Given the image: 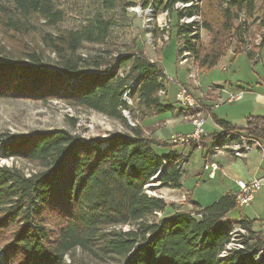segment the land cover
<instances>
[{
    "label": "trees",
    "instance_id": "obj_1",
    "mask_svg": "<svg viewBox=\"0 0 264 264\" xmlns=\"http://www.w3.org/2000/svg\"><path fill=\"white\" fill-rule=\"evenodd\" d=\"M180 0H164L172 9ZM191 1V0H186ZM177 14V34L185 41L200 71L218 65L236 42L241 53V13L252 16L255 0H197ZM131 4V3H129ZM117 0H102L78 28L57 27L64 12L55 0H0V96L49 100L94 110L118 120L123 130L105 139L87 138L69 129L29 136L0 132V157L24 159L32 172L0 163V255L3 264H264V234L246 218L229 219L238 206L227 193L208 206L186 198L191 210L164 218L168 203L148 190L159 175L166 187L180 189L188 157L170 150L159 154L157 140L129 123L138 114L172 112L160 91L167 76L159 61L132 45L113 46ZM128 6V3L126 4ZM201 15L210 33L208 45L183 16ZM39 16L55 31H46L35 47L12 53L10 33L21 34L28 19ZM23 35V34H22ZM251 58V53H249ZM247 129L264 137L262 117L248 116ZM224 129L237 127L219 119ZM217 134L213 145L227 135ZM192 151L198 147L191 143ZM235 225L239 227L235 232ZM240 229L246 231L241 232ZM237 233L239 237H234ZM236 243L237 245L230 246ZM263 255L261 263L256 260ZM1 264V263H0Z\"/></svg>",
    "mask_w": 264,
    "mask_h": 264
},
{
    "label": "rangeland",
    "instance_id": "obj_2",
    "mask_svg": "<svg viewBox=\"0 0 264 264\" xmlns=\"http://www.w3.org/2000/svg\"><path fill=\"white\" fill-rule=\"evenodd\" d=\"M58 7L64 12V17L57 25L60 28H78L80 27L87 17L101 9L102 0H55ZM186 1V0H183ZM256 10L250 17H245V13L240 14L239 18L235 21V25L241 27L242 31V48L246 46L248 42L252 45L259 47L264 45V0H255ZM187 2V1H186ZM195 2V3H194ZM186 3V8L191 7L193 4H198L199 1ZM128 3V6L126 4ZM131 3V4H129ZM164 4H160L157 12L156 10H148L149 6H154V0H117V6L115 9L103 12L110 17L115 18L117 25L112 30L111 40L113 46L125 49L132 45H137L139 49H142L147 56L154 57L155 61L161 57V65L165 69V73L169 82L170 97H175L176 90H179L180 86L184 84L188 88V84L194 85V81H198L200 86L205 90L206 87L214 84H223L226 80H230L234 85L247 84L246 82L256 81L258 74H264V50L261 60L258 63H253L247 53L241 52L237 55L234 54L236 42L234 41L229 52L222 58L218 65L208 71H200L198 65L195 64V59L188 58L185 64H180L179 57L182 52H179L185 41L177 34V14L176 12H170L169 19L172 22H168L173 25L170 29V40L166 42L164 36L166 33L161 30L157 21L159 18L163 24L167 20L163 12ZM134 7H140V13L134 12ZM183 6H180L182 8ZM132 8V9H131ZM148 10V11H147ZM184 10V9H181ZM248 15V14H246ZM159 16V17H156ZM1 18V17H0ZM152 18V20H148ZM2 19V18H1ZM191 18L189 21H191ZM199 20L197 32L200 33L201 41L204 45H208L210 41V33L202 28L204 21L203 17H196ZM195 20V21H196ZM153 21V22H152ZM245 21V22H244ZM156 23V24H155ZM26 28H22L21 34H12L8 36L9 46L12 49V53L21 54L20 49L23 47H35L38 42H41L42 35L46 31H55L56 28L49 26L39 16H33L28 19ZM154 25V26H153ZM149 26V28H148ZM23 34V35H22ZM164 39V40H163ZM259 43V46L258 44ZM28 45V46H27ZM245 49V48H244ZM161 51V52H160ZM226 67V69H224ZM190 73L194 77H190ZM229 82V81H227ZM256 83V82H255ZM178 88V89H177ZM189 92L194 95H200L194 88L189 89ZM230 90H234L230 87ZM166 92V90H163ZM163 91H160V95H163ZM236 91V89H235ZM127 94V93H126ZM125 98L127 102L135 107L138 114V118L135 120L130 119L129 123L134 125L140 124L148 136L158 138L159 145L154 148L159 154L168 152L173 146L178 147L180 150L187 148V154L190 153L189 161L185 164L183 174V181L185 184L184 190H178L179 193L191 191L194 198L203 206H208L219 197L221 192L220 188L215 184L214 180L209 179L207 171L204 170V158L202 156L201 147L199 144L193 151L191 144L186 143H174L171 139L172 135L187 134L192 130V125L188 119L182 116L179 111V107L175 106L172 112L167 114L164 118L161 115H142L136 109V101L129 95ZM197 99V98H196ZM162 100L166 101L162 96ZM170 102V101H169ZM201 103V102H200ZM236 103V102H235ZM233 105L222 107L217 112H223V110L230 108ZM129 112V111H127ZM210 122L206 124V132L213 133V129L210 127ZM69 129L73 132L84 135L87 138L93 139H105L111 133L118 130H123L124 127L118 120L111 119L104 114L89 110L82 107H72L66 102L56 98L43 101L32 98H15L10 96H0V132L10 133L15 136H29L39 131L55 130V129ZM165 145V146H162ZM169 145V147H167ZM189 146V147H188ZM204 146V144L202 145ZM229 153H220L215 156V160H221L223 157H229ZM0 163L9 166L16 165L23 169L26 173L32 172L33 165L24 159L0 157ZM151 194L163 197L165 201L170 205L164 213H158L156 217L158 219L164 218L170 215L178 209L191 210L192 205L185 201V196L178 194L171 187H164L159 181H152L148 190ZM189 201V200H188ZM184 203V204H182ZM264 209L261 207L260 201L257 199L249 206H238L234 211L229 213V219L239 220L242 214L255 217L251 210L254 208ZM239 229L235 225V229ZM255 231L264 234V229ZM235 230V232L237 231ZM244 231V230H243ZM234 237H239L237 233H234ZM237 245L232 243L231 246ZM260 255V254H259ZM0 263H2L0 255Z\"/></svg>",
    "mask_w": 264,
    "mask_h": 264
},
{
    "label": "crops",
    "instance_id": "obj_3",
    "mask_svg": "<svg viewBox=\"0 0 264 264\" xmlns=\"http://www.w3.org/2000/svg\"><path fill=\"white\" fill-rule=\"evenodd\" d=\"M263 50H264V45L261 46L260 48L261 58H263L262 57ZM242 52L247 53L248 57L250 58L249 53L247 51L243 50ZM160 54H159V58L157 59L159 60V62L161 60ZM148 57L151 60H154V57H151V56H148ZM251 61L254 64L259 62V60L257 62H254L252 59ZM224 69H226V67H224ZM255 79H256L255 81L256 83L254 81H251V82H246L247 84L239 83V85H234L232 82H230V80H226L225 83L223 84H217V85L214 84L212 86L206 87L205 90L203 89V87L200 86V83L198 81H194V85L188 84L189 89L194 88L196 91L199 92L200 95H195L196 98L201 102V104L204 107H207L209 109V113H207L205 116V120H206L205 126L207 123L210 122V125H211L210 127L214 131L213 133H219L225 128L218 122V120L221 119V120L228 122L232 126L237 127L238 131H241L244 134H251L249 130L247 129L246 120L248 116L262 117V121L264 125V74L262 75L258 74V77L256 76ZM210 87H216V89L218 88L219 90L218 89L210 90ZM230 87L233 88L234 90H230ZM239 92H243V95L239 100L232 101V102L228 101V98L231 96V94H238ZM176 93H175V97H170L171 94L169 91V82H167L166 93L163 94L162 96L165 97L166 101L167 100L170 101V102L167 101L168 103H172L173 100H175L174 105L178 106V102L176 99ZM232 103H235V106L233 107L231 106L230 108H227L223 110V112H220V113L216 111L217 109L219 110L222 107L233 105ZM169 113L170 112L161 114V116L165 118L167 114ZM191 125H192V130L187 133H191L193 131L194 126L192 123ZM255 136H256L255 138L260 139V142H261L260 144L264 146V137L257 136V135ZM154 139L159 140L158 138H154ZM212 145H213V140L210 139L206 142V144H204L203 147H201L202 156L204 158V163H205L206 155L208 154L210 147L211 149H216V147L218 146V145L216 146H212ZM162 146H165V145H162ZM167 147H169V145H167ZM170 150H175L180 153L187 154V148H184V150H180L178 149V147L173 146V148ZM189 158H190V153H189L187 162L189 161ZM216 161L219 163L220 169L217 171L216 176L213 178L209 176V171H207L203 167L204 170L207 171L209 179L214 180L215 184L221 190L219 197L216 198V200H218L220 197H222L223 195L227 193H234V194L238 193L240 190V186H238L239 185L238 181L240 180L249 182L254 179H260L262 181V185L254 193V197L252 198V201L250 202L249 205H251L252 202L258 199L261 203V207H264V150L261 151V148L254 147V150L248 155L247 159L236 158L230 154L229 157H223L221 158V160H216ZM187 162L183 164V169ZM184 173H185V170H184ZM182 184L183 186L180 189H174V190L178 192V190L185 189L183 177H182ZM178 194H182L183 196H185V201L187 197L191 198L193 201H197L194 198L193 192L191 191L187 190V192L185 191L183 193L178 192ZM249 205H243V206H249ZM181 210H184V209H181ZM250 213H252L253 215L259 214V216L252 217L248 215L247 213H244L241 215L240 218H246L247 220L251 221L252 223L251 227H253L254 230H256V227H259L258 230L264 229V209L259 210V208L257 207L251 210Z\"/></svg>",
    "mask_w": 264,
    "mask_h": 264
},
{
    "label": "built area",
    "instance_id": "obj_4",
    "mask_svg": "<svg viewBox=\"0 0 264 264\" xmlns=\"http://www.w3.org/2000/svg\"><path fill=\"white\" fill-rule=\"evenodd\" d=\"M163 3H164V0H154V6L150 5L148 10L150 9L151 11L154 9L157 12L159 5ZM180 6H183V7L180 8ZM181 9H186V1L180 0L176 2L172 9L163 7V10L167 11V20L165 24H167L168 36L165 40L166 42L170 40V36H171L170 29L171 27H173L172 24L168 23V22H172V20L169 19L170 12L172 11L179 12L181 11ZM133 10L136 13L141 12L140 7H134ZM245 17H250V16L246 15L245 13ZM239 19L242 20V18H239ZM148 20H152V18H149ZM178 22H179V25H186L187 19L186 17L180 16L178 19ZM257 44L259 46V43ZM244 48H245L244 49L245 51H247L248 53H251L252 55L251 59L254 62H257L258 60H260L261 46L256 47L252 45L250 42H248ZM179 50H181L180 47H179ZM166 79L168 82L169 79L168 78ZM215 89L216 87H210V90H215ZM176 92H177L176 99H177L179 111L181 112V114H182V106H192V115L182 114V116L188 119V121H190L194 127L191 133H187V134L177 133V135H172L171 139L174 143H177V144L178 143L189 144L192 141H195L196 143L199 144V147H203L202 146L203 144H206V142L210 139L213 140L215 135L217 134V133L206 132V129H205V121H206L205 116L207 113H209V109L207 107H204L200 103V101L196 99L194 95H192L189 92L188 88L185 87L183 84L180 86L179 90ZM242 95H243V92H239L238 94H231V96L228 98V101L232 102V101L239 100L242 97ZM196 115H203L204 119H203L202 125H194L193 118L196 117ZM220 132H226V134L229 135V142H226V144H224L222 147H219L218 149H211L210 147L208 154L206 155L204 168L207 171H209V176L211 178L215 177L217 171L220 169L219 163L213 159L214 156L219 155L220 153H229L236 158L247 159L248 155L254 150V147L250 143H251V137H256L255 135L244 134L243 132L238 131L237 129L235 130L223 129ZM263 150H264V146L262 145L261 151ZM185 157H187V154L183 153V158ZM238 183H239L238 186H240V190L238 193H236V197H237L236 200L240 206L249 205L250 202L252 201V198L254 197V193L261 187L262 181L260 179H254L249 182L240 180L238 181ZM244 233H246L245 230H244Z\"/></svg>",
    "mask_w": 264,
    "mask_h": 264
},
{
    "label": "bare ground",
    "instance_id": "obj_5",
    "mask_svg": "<svg viewBox=\"0 0 264 264\" xmlns=\"http://www.w3.org/2000/svg\"><path fill=\"white\" fill-rule=\"evenodd\" d=\"M181 1H183V0H181ZM195 1H197V0H195ZM188 2H194V0H191V1H187L186 3H188ZM195 3V2H194ZM188 8V7H187ZM132 9V8H131ZM163 14L166 16L167 15V11H165V12H163ZM156 17H159V16H156ZM183 17H186V19H187V24H193L192 25V28H194V33H193V35H197V28H198V25L196 24L197 22H199V20H196L195 18L196 17H201V15H193V16H183ZM191 18H193L191 21H189ZM196 20V21H195ZM154 22H156L157 21V24L159 25V27L161 28V30H164L165 31V33H166V36H164L163 38H167V36H168V29H167V24H165V23H163V24H161V23H159V21L161 22V20L159 19V18H157L156 20H153ZM152 21V22H153ZM156 24V23H155ZM154 26V25H153ZM148 28H149V26H148ZM164 40V39H163ZM180 52H182V54L180 55V57H179V62H180V64H185L187 61H188V58H192V57H190V56H192V54H191V52L189 51V49H187V46H186V44H183L182 45V47H181V50H179ZM190 77L192 78V77H194V75L193 74H191L190 73ZM165 91H163V93H164ZM127 95V94H126ZM182 114L183 115H192V106H182ZM194 119V125H202V123H203V116L202 115H196V117H194L193 118ZM221 135L223 136V135H227V138H229V135L228 134H226V132H219V133H217V136L219 137V139L221 140L222 139V137H221ZM259 139V138H258ZM257 138H255V137H251V143L250 144H252V146L253 147H259V148H261L262 147V144H260L261 142H260V139L258 140ZM226 142H229V139H227L224 143H222V145H219V146H217L216 147V149H218L219 147H222L224 144H226ZM240 231L241 232H244L243 231V229H240ZM231 245L232 244H230V246H229V248L231 247ZM260 254V253H259ZM262 257H263V255L262 254H260V255H258L257 257H256V260L257 261H260L261 262V260H262ZM261 263H263V262H261Z\"/></svg>",
    "mask_w": 264,
    "mask_h": 264
},
{
    "label": "water",
    "instance_id": "obj_6",
    "mask_svg": "<svg viewBox=\"0 0 264 264\" xmlns=\"http://www.w3.org/2000/svg\"><path fill=\"white\" fill-rule=\"evenodd\" d=\"M124 114H125L127 117L129 116V112H127V111H124ZM154 181H159V175L156 176V177L154 178Z\"/></svg>",
    "mask_w": 264,
    "mask_h": 264
}]
</instances>
